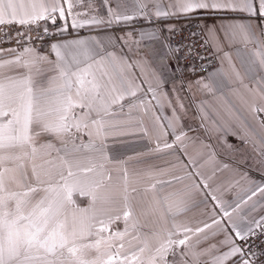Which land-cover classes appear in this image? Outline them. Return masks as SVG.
I'll use <instances>...</instances> for the list:
<instances>
[{
	"label": "snow or ice",
	"instance_id": "obj_1",
	"mask_svg": "<svg viewBox=\"0 0 264 264\" xmlns=\"http://www.w3.org/2000/svg\"><path fill=\"white\" fill-rule=\"evenodd\" d=\"M127 2L118 0L113 8L111 0H103L108 6L107 15L89 18L77 6L90 9L92 0H0V26L17 25L27 31L29 26L39 27L43 21L44 34L49 36L67 32L69 17L73 30L85 25L110 27L139 16L160 20L199 11L239 12L264 19V0H132L135 7L131 15ZM150 5L152 11H149ZM58 20L63 23L58 24ZM48 22L55 31L49 30ZM257 27L259 36L251 24L222 25L219 32L208 30L217 49L222 43L237 39L246 48L249 44L253 46L251 54L244 59L253 78L254 68L264 71V27ZM169 31L174 29L169 27ZM4 36L8 34H0V43H8L12 38L5 40ZM22 36L24 47L0 48V264H264V260L255 259L258 253L251 245L248 251L244 247L258 234L257 229L264 233V216L252 217L256 210L253 198L260 194L264 199V185L253 182V186L231 203L206 192L214 202L206 221L193 228L177 220L179 215L197 206L194 196L209 188L211 177L205 179L199 171L203 165L178 154L183 152L187 139L179 114L185 106L179 96L175 103L169 99L162 88L164 81L157 74H154L155 86L142 79L137 83L140 77H129L125 69L138 67L141 61L130 63L123 47L117 55L98 38L53 42L48 46L50 51L44 54L31 45L30 34L15 32L18 45ZM35 39L42 38L37 34ZM117 40H123L131 50L132 42L127 36ZM208 43L206 39L205 44ZM187 47L191 55L193 49ZM52 53L54 59L50 58ZM221 59L228 61L240 79L230 55L225 52ZM217 75L221 79L216 80V86L221 87L227 74L222 69ZM35 76H47L48 86L35 88ZM144 83H147L146 89L142 87ZM256 83V90L264 99V75ZM197 86L212 90V85L203 78L197 81ZM138 93L143 94L142 99H136ZM130 98V111L152 113L158 133L152 151L177 149L171 153L176 157L171 165L175 171L171 179L161 183L183 184L188 180L190 184H183L165 196L154 194L151 200H140L139 190L129 187L126 167L122 187L112 184L108 165L113 161L106 152V138L116 125L109 117L115 114V107L123 109L124 102ZM165 106L172 109L171 116L160 115ZM252 110L254 114L264 113V106H253ZM201 112V119H205L207 113L203 107ZM257 120L264 128V119L257 117ZM85 135L87 142L83 140ZM160 136L174 139L171 143L167 139L161 143ZM40 137L60 140L61 147L57 148L51 140L38 143ZM244 142L259 151L260 163L264 166V136L260 137L258 149L251 139L245 137ZM53 151L56 157L47 163L54 171L42 174L35 159L41 154L51 157ZM215 155L210 152L204 163L214 161ZM228 167L223 164L217 170ZM156 191V184L143 189L144 194ZM81 197L87 199L86 206H81ZM117 203L122 204L119 211L115 207ZM145 204L147 211L143 208ZM137 205L141 206L143 215L153 217L150 223L140 222L135 214ZM121 221L123 229L116 227ZM193 237H196L194 243ZM208 241L214 242L199 248ZM259 255H264V251Z\"/></svg>",
	"mask_w": 264,
	"mask_h": 264
},
{
	"label": "crops",
	"instance_id": "obj_2",
	"mask_svg": "<svg viewBox=\"0 0 264 264\" xmlns=\"http://www.w3.org/2000/svg\"><path fill=\"white\" fill-rule=\"evenodd\" d=\"M118 0H111L110 6L115 8ZM78 10L86 11L88 17L92 15L106 16V8L103 0H92L91 8L84 5H78ZM135 4L132 0H128L126 8L128 14H132ZM122 11L124 9H121ZM149 11H152L151 5ZM198 19L202 22L206 35L211 41L219 58V65L206 75L194 76L188 72V68L180 62L174 48L169 41V27L173 29L187 21ZM58 20V24H62ZM69 29L67 32L58 33V36L46 44L37 47L38 51L47 54L49 45L57 41H65L71 39L92 40L98 38L104 44L109 45V51H114L117 55L121 54V48L130 63L141 61L138 67L134 69H125L129 77L137 76V83L140 80H146L155 86L156 80L154 74H157L163 81V91L169 94V99L175 103V99L179 96L180 101L184 104V110L180 112L182 119L180 125L187 133V139L184 141L183 152H179L183 159L191 158L197 162L199 171L208 179L209 188L199 191L195 194L194 199L197 206L192 207L189 211L179 215L177 220L181 223H187L191 227H197L201 221L208 219L207 212L212 208L213 201L210 196H206V192H211L218 199L231 203L236 199L237 195H243L253 182L255 185H264V166L260 163L259 151L253 150L251 144L245 143L244 138L247 137L256 143L259 148L260 137L264 136V128H261L257 117L264 119V113H253V106H264L260 92L257 91L256 81L264 71L256 72L255 78L244 63V59L251 54L253 46L251 44L246 48L239 39L235 41H226L217 49L215 42L209 37L208 30L215 29L219 32L222 25L235 23L251 24L253 30L259 36L260 28L264 27V19L257 17H249L246 13L239 12H219L208 13L199 11L194 14H179L170 16L160 20L145 19L143 16L136 17L129 22H120L110 27H95L85 25L82 28L73 30L71 28V17L68 18ZM154 33L155 35H149ZM131 34V35H129ZM127 36L130 43L129 46L124 45L123 40H117L118 37ZM220 38L223 39L222 33ZM111 42V44L109 43ZM9 48V47H8ZM227 52L231 57V64L235 66L236 72L239 73L240 79H237L235 73L229 67L227 60L222 61L223 54ZM8 58L7 56L4 57ZM52 59L55 54L52 53ZM44 67H49L44 65ZM227 74L221 87L216 86V80L221 79L218 73L221 70ZM141 72L143 73L140 76ZM50 75V73L48 74ZM204 79L205 83L212 85V90L208 91L197 86V81ZM34 87L37 89L47 87V76H35ZM242 81V82H241ZM147 88V83L142 85ZM175 89V91H174ZM143 94H137V100L142 99ZM131 98L124 102L123 109L119 106L114 108V115L109 120L116 125L111 129L106 138V152L113 161L108 165L112 174V184L122 187L123 169L126 167L129 178V187H135L141 195L140 200H151L154 194L165 196L183 187V184H190L191 181L185 180L183 184L166 185L161 182L171 179L172 173L175 171L171 167L175 163V155L171 153L177 149H167L161 152L152 151L157 140L158 133L154 124L152 113L145 114L139 109L129 110L128 103ZM153 103H155L153 101ZM201 107L207 113L205 119H201ZM172 109L165 106L160 110V115L171 116ZM164 139L172 142V136H160L162 143ZM51 140L57 148L61 147V141L53 137H40L39 142ZM83 140L87 142L88 136L85 135ZM186 152L187 155H184ZM210 152H215V160L210 163H204ZM84 155H87L85 152ZM56 157L55 151L52 156L41 154L35 159L38 171L42 174L54 171L52 165L47 163L51 158ZM19 163V162H17ZM27 164V162L25 161ZM223 164L229 165L228 168L221 169ZM13 167V164H9ZM30 174V165L27 167ZM215 173V174H213ZM238 181V183H237ZM152 184L157 185L156 193H143V189ZM256 201V210L252 213V217L259 219L264 216V199L260 194L253 198ZM81 206L87 205V199L80 198ZM119 211L122 208L121 203L115 205ZM147 211V205L143 206ZM135 214L141 223L151 222L153 217L143 215L141 206L135 207ZM116 227L123 229V222H118ZM196 237H193V243ZM208 241L199 248H205ZM226 250V249H225ZM172 259L171 256L168 257ZM206 260L207 257H202ZM234 259V258H233ZM230 264V262H229Z\"/></svg>",
	"mask_w": 264,
	"mask_h": 264
},
{
	"label": "built area",
	"instance_id": "obj_3",
	"mask_svg": "<svg viewBox=\"0 0 264 264\" xmlns=\"http://www.w3.org/2000/svg\"><path fill=\"white\" fill-rule=\"evenodd\" d=\"M45 22L41 21L40 26L36 27L34 25L29 26L26 31L24 28L17 25H7L0 26V34L6 32L8 36H4L3 39L8 40L9 37H12L8 43H0V48H12V47H24L25 41L24 37H20V43L18 45L17 39L14 37L15 32H24L25 36L31 35L33 39L31 40V45L35 48L40 47L43 44L52 42L57 36L49 35L46 36L43 31V25ZM58 23V22H57ZM48 28L50 31H55L54 26L51 22H48ZM196 33L197 35L193 36L192 34ZM39 34L42 38L40 40L35 39ZM169 41L171 46L175 49L179 48L180 51H175L180 62L188 68V72L194 76L206 75L211 72L213 69L217 68L219 65V58L214 48H212L211 41L206 35V31L202 22L198 19H193L182 23L174 28V31L169 35ZM208 39L209 43L206 45L205 40ZM191 46L193 51L192 54H188V47ZM204 57L201 60L199 57ZM193 68L195 70H193ZM257 235L249 239L248 243L244 245L245 250L248 251V246L251 245V249L258 253L255 258L257 261L264 260V255H259L260 252L264 251V233H260V230L257 229Z\"/></svg>",
	"mask_w": 264,
	"mask_h": 264
}]
</instances>
